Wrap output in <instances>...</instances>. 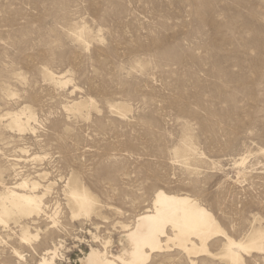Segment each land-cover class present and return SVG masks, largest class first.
I'll use <instances>...</instances> for the list:
<instances>
[{
  "label": "rangeland",
  "instance_id": "rangeland-1",
  "mask_svg": "<svg viewBox=\"0 0 264 264\" xmlns=\"http://www.w3.org/2000/svg\"><path fill=\"white\" fill-rule=\"evenodd\" d=\"M188 136L197 153L178 157ZM25 177L50 186L61 221L23 220L32 243L1 225L0 264H36L59 240L58 263L78 264L101 247L91 232L116 253L158 188L199 198L235 238L264 226V0H0V180ZM74 180L99 201L90 217L71 219Z\"/></svg>",
  "mask_w": 264,
  "mask_h": 264
},
{
  "label": "bare ground",
  "instance_id": "bare-ground-1",
  "mask_svg": "<svg viewBox=\"0 0 264 264\" xmlns=\"http://www.w3.org/2000/svg\"><path fill=\"white\" fill-rule=\"evenodd\" d=\"M117 108L126 111L124 105H117ZM10 124L20 131L27 125L16 116ZM21 149L27 152L25 148ZM196 153L192 136L176 148V155L185 159ZM37 158L33 157L34 160ZM246 158L242 157L236 163L243 165ZM0 183L4 187L0 191V226L6 229L11 221L20 223L21 242L32 243L40 239L41 229L34 232L28 222L21 224L25 219L34 220L35 216L46 213L53 227L59 225L61 210L56 208L51 214L46 211L45 197L51 192L49 185L45 187L39 180L28 177L14 185H7L2 180ZM42 187H45L43 192L40 191ZM65 192L71 219L90 217L99 211L96 196L76 180L67 183ZM151 201L132 223L121 222L124 240H120L122 248L116 253L108 248L110 239H100L89 230L95 242L101 241V247L90 244L78 264H155L154 257H159L161 264H217L214 260L218 255L226 264H245V254L264 251L262 224L252 225L244 237L235 238L223 228L208 205L189 193L158 188ZM218 240L221 251L215 253L211 246ZM59 241L46 247L36 264H59L58 259L65 258L61 253L64 245L62 240ZM15 252L24 257L19 250L15 249Z\"/></svg>",
  "mask_w": 264,
  "mask_h": 264
}]
</instances>
